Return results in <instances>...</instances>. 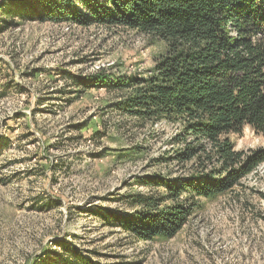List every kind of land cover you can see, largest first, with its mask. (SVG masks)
<instances>
[{"label": "rangeland", "instance_id": "rangeland-1", "mask_svg": "<svg viewBox=\"0 0 264 264\" xmlns=\"http://www.w3.org/2000/svg\"><path fill=\"white\" fill-rule=\"evenodd\" d=\"M163 48L121 27L11 25L0 15V264H51L59 244L96 264H264V163L216 199L183 196L194 206L169 240L141 242L93 214L126 217L138 210L132 196L164 194L143 181L178 178L173 164L156 163L172 128L131 130L114 109L120 92L58 91L68 75L147 77ZM229 139L239 151L264 150L248 127Z\"/></svg>", "mask_w": 264, "mask_h": 264}, {"label": "trees", "instance_id": "trees-1", "mask_svg": "<svg viewBox=\"0 0 264 264\" xmlns=\"http://www.w3.org/2000/svg\"><path fill=\"white\" fill-rule=\"evenodd\" d=\"M0 15L11 25L19 20L121 27L163 44L147 77L68 75L67 90L58 91L120 92L114 109L134 122L131 130L172 128L169 147L156 163L173 164L178 178L145 177L144 185L164 194L132 196L130 205L138 210L126 217L94 212L105 224H117L141 242L172 239L194 206L183 196L216 199L264 163V150L239 151L229 139L245 127L264 136V0H7ZM74 100L63 102L70 106ZM58 247L63 254L47 255L51 264H96Z\"/></svg>", "mask_w": 264, "mask_h": 264}]
</instances>
